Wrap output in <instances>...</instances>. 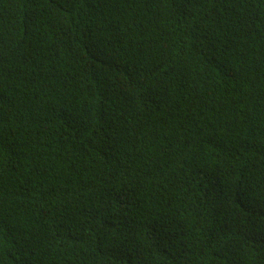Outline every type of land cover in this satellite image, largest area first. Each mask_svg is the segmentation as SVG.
Returning <instances> with one entry per match:
<instances>
[{
	"label": "trees",
	"instance_id": "obj_1",
	"mask_svg": "<svg viewBox=\"0 0 264 264\" xmlns=\"http://www.w3.org/2000/svg\"><path fill=\"white\" fill-rule=\"evenodd\" d=\"M0 264H264V0H0Z\"/></svg>",
	"mask_w": 264,
	"mask_h": 264
}]
</instances>
